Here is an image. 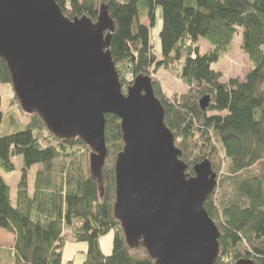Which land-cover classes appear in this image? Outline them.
<instances>
[{
    "label": "trees",
    "instance_id": "1",
    "mask_svg": "<svg viewBox=\"0 0 264 264\" xmlns=\"http://www.w3.org/2000/svg\"><path fill=\"white\" fill-rule=\"evenodd\" d=\"M54 1L69 20L86 16L96 22L106 7L115 25L110 52L124 94L138 77L151 78L153 69L170 70L187 86L188 93L170 98L152 80L187 176L195 177V168L206 160L214 168V156L221 157L222 168L213 169L217 188L205 203L221 235L217 264H264V0ZM158 7L161 57L151 45L150 28L143 24L145 19L155 24ZM240 31L242 50L254 68L243 81H223L212 66ZM201 39L212 46L204 55L199 53ZM6 87L13 91L8 66L0 59V169L12 173L15 159L23 163L14 202L0 177V230L14 236V246L7 250L13 264H73L63 259L69 233L75 242L88 244L83 264H156L142 246L128 247L114 216L115 165L124 150L121 120L106 116L108 155L102 179H95L92 150L80 139L56 138L39 114L23 111L16 96L6 108L1 96ZM206 97L210 103L203 111L200 102ZM41 130L55 145L42 144ZM80 150L88 152L89 159L83 160ZM38 165L41 170L31 191L29 173ZM111 231L113 252L106 256L100 240Z\"/></svg>",
    "mask_w": 264,
    "mask_h": 264
},
{
    "label": "water",
    "instance_id": "2",
    "mask_svg": "<svg viewBox=\"0 0 264 264\" xmlns=\"http://www.w3.org/2000/svg\"><path fill=\"white\" fill-rule=\"evenodd\" d=\"M114 31L106 7L93 22L69 20L54 0H0V59L20 106L56 138L82 140L95 179L108 155L106 116L121 120L114 216L128 247L142 246L156 264H217L221 235L205 209L217 173L206 160L187 176L151 78L138 77L123 93L110 52ZM209 103L202 99L201 109Z\"/></svg>",
    "mask_w": 264,
    "mask_h": 264
},
{
    "label": "rangeland",
    "instance_id": "3",
    "mask_svg": "<svg viewBox=\"0 0 264 264\" xmlns=\"http://www.w3.org/2000/svg\"><path fill=\"white\" fill-rule=\"evenodd\" d=\"M162 10L160 7L156 10V20L153 26L150 25V20L145 19L143 24L150 28V40L153 46L154 52L161 57L162 47L160 40V32L162 30ZM212 46L205 40L201 39L199 42V53L201 55L206 54L211 51ZM213 70L221 73L222 80L227 81L232 78H237L243 81L246 75L254 68V65L250 62L248 56L242 50V31L236 35L232 43L231 48L223 54L220 61L212 66ZM127 76V75H126ZM150 77L153 81L158 82L162 87V92L168 97L172 98L174 95L186 94L188 93L187 86L182 83L172 71H167L165 69H160L157 72L154 69L150 72ZM264 90V86H263ZM1 96H3L4 105L7 108L8 104L14 96V92L5 88L1 90ZM39 136L42 140L44 146L55 145L51 142L48 137V133L45 130L39 132ZM47 138V140H46ZM79 156L84 160L89 159V153L80 150ZM214 170H219L222 168V161L220 155H216L213 158ZM15 171L12 173H6L0 169V177H2L11 190V200L14 202L16 200L18 183L20 181L23 169V163L20 158L15 159ZM41 170V166H35L31 169L29 173V187L30 190H34L35 177L37 172ZM223 171V170H222ZM114 231L109 232L106 236L102 237L100 240V247L104 255L109 256L113 252V241H114ZM67 240L65 248L63 250V259L65 261H72L73 264H83L86 258V252L88 249L87 243H77L73 240L72 234H67ZM14 246V236L7 233L4 230H0V248L2 250V255L0 259V264H13V260L9 255L7 250H11ZM226 262H229L227 259Z\"/></svg>",
    "mask_w": 264,
    "mask_h": 264
}]
</instances>
